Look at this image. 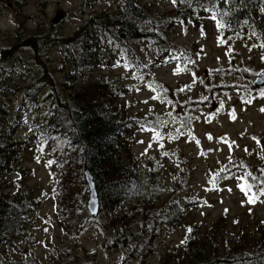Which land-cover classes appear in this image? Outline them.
I'll return each mask as SVG.
<instances>
[{
    "label": "trees",
    "instance_id": "obj_1",
    "mask_svg": "<svg viewBox=\"0 0 264 264\" xmlns=\"http://www.w3.org/2000/svg\"><path fill=\"white\" fill-rule=\"evenodd\" d=\"M96 1L106 5L110 2ZM146 1L111 0L117 5L113 11L102 10L90 16L72 38L42 29L39 33L23 34L21 43L24 40L35 42L33 48L16 47L17 37L10 46L13 50L0 51V64L9 62L0 71V264H10L1 250L11 245L14 236L29 225L30 215L41 202L21 184L26 175L21 165L30 142H55L67 153V159L71 155L72 159L59 167L58 182L79 181L85 185L83 171L90 172L100 212L106 216L99 227L108 235L107 247L125 251L124 259L136 264H152L150 259L158 240L203 203L193 197L173 196L176 189L184 188L186 173L182 164L179 163L181 176L174 178L173 186L168 187L171 193L163 199V189L167 186L160 181L156 159L149 154L140 157L130 154L134 131H161L174 123L173 119L169 115L137 117L128 114L115 100L122 94L120 85L92 79L96 70L122 69L132 79L148 82L157 96L162 97L166 90L154 77L152 69L175 61L192 63L193 51L176 44L167 34L172 19L153 11ZM171 1L183 21L194 23L198 15L208 13V19L216 26L223 23V28L217 27L226 39L264 29V0ZM50 47L58 48L62 59L58 67L61 85L58 88L50 85L45 92L36 93L37 80L42 81L43 77L32 74L33 64L35 60L44 62ZM45 48L47 50H43ZM25 53L31 55L25 56ZM36 69V75L42 73ZM246 73L247 68L236 66L214 72L212 88L207 90L209 97L215 98L227 87L217 85L215 80L243 77ZM25 76L30 85L23 88L22 93L31 104L21 111L22 103L12 108L8 101ZM254 77L248 79L249 89L259 94L253 85ZM207 101L205 97L196 105L192 102L185 106L186 120ZM158 119L166 123L157 126ZM21 125L27 130L25 137L14 136V129ZM11 176L15 180L5 179ZM253 176L255 182L251 177H244L243 183L251 184L250 193L255 195L262 186L258 182L259 173ZM57 194L65 203L73 202L70 188H57ZM65 203L56 207L58 225L76 236L88 220L77 217L79 207ZM189 229L192 231H188L179 247L172 249L164 259L159 257L157 264H264V228L244 232L233 239L220 236L216 226L201 230L198 225H191ZM27 260L26 264H42L35 257ZM64 260L69 264H94L87 257L83 259L68 250L64 252Z\"/></svg>",
    "mask_w": 264,
    "mask_h": 264
},
{
    "label": "rangeland",
    "instance_id": "obj_2",
    "mask_svg": "<svg viewBox=\"0 0 264 264\" xmlns=\"http://www.w3.org/2000/svg\"><path fill=\"white\" fill-rule=\"evenodd\" d=\"M148 4L164 18L172 19L167 34L176 44L193 51L192 63L175 61L152 69L154 77L166 90L162 98L148 82L134 80L122 69L96 70L92 79L120 85L122 94L115 100L128 114L149 117L171 113L170 117L175 118L174 123L161 131H134L130 146L133 156L149 154L156 159L160 181L166 182L167 186L163 189V199L171 193L168 187L173 186L174 178L181 176L182 164L186 173L184 188L176 189L173 196L203 201L173 231L158 240L150 259L152 264H157L159 257L164 259L167 253L179 247L191 225H198L201 230L216 226L217 233L229 239L264 228V196L250 193L243 183L245 173L251 172L252 176L259 173L258 182L262 186L259 191H264V112L261 111L264 98L249 89L248 81L249 77L255 75V79L264 72V29H261L262 33H241L226 39L211 18L208 19V13L198 15L192 23L179 17L171 0H151ZM104 9L113 11L115 7H107L96 0H86L84 6L82 0H0V51L13 50L10 46L17 37L16 47L33 48L35 42L24 40L21 43L23 34L39 33L41 29L49 31L48 24H52L59 11L67 14V19L62 21L60 18L54 25L56 31L63 37H73L80 31L85 12L87 20ZM45 57L44 62H30L34 65L32 74L43 77L42 81L37 80L36 93L45 92L50 85L55 88L61 85L59 49L50 47ZM8 64V61L0 64V71ZM35 66L42 73L36 75ZM235 66L247 68L248 73L243 77L215 80L217 85L227 87L225 94L217 91V96L210 98L207 90L212 88L213 73ZM21 81L20 88L15 89L8 102L12 108L22 103L23 111L31 104L22 93L30 82L26 76ZM205 97L208 98L206 105L194 112L188 126L182 127L186 120L185 106L192 102L196 105ZM249 99L251 103L245 102ZM26 132L25 126L21 125L13 134L25 137ZM67 157L55 142H30L21 165L26 169L21 184L41 202L37 211L30 215L29 225L14 236L11 245H5L1 250L3 257L10 264H26L27 258L33 260V257L42 264H69L64 260V252L68 250L83 259L87 257L94 264H136V261L124 259L125 251L107 247L108 235L99 227L106 221V216L101 212L95 218L89 216L86 185L79 181L70 184L57 181L60 165L72 159L71 155L69 159ZM221 176L226 178L220 179ZM5 179L15 180V177ZM57 188H70L73 202L60 200ZM250 197L253 203H249ZM63 203L79 207L77 217L88 220L76 236L58 225L56 207Z\"/></svg>",
    "mask_w": 264,
    "mask_h": 264
},
{
    "label": "water",
    "instance_id": "obj_3",
    "mask_svg": "<svg viewBox=\"0 0 264 264\" xmlns=\"http://www.w3.org/2000/svg\"><path fill=\"white\" fill-rule=\"evenodd\" d=\"M2 58V55L0 53V60ZM253 84L255 86V90L259 92L260 89H264V73H260L253 81ZM85 183L87 185L88 190V200L86 203V210L91 218L97 217L100 211V205L95 189V185L93 182V178L90 174V172L85 169L83 171ZM92 201L95 203L93 204Z\"/></svg>",
    "mask_w": 264,
    "mask_h": 264
},
{
    "label": "snow or ice",
    "instance_id": "obj_4",
    "mask_svg": "<svg viewBox=\"0 0 264 264\" xmlns=\"http://www.w3.org/2000/svg\"><path fill=\"white\" fill-rule=\"evenodd\" d=\"M224 15H227V13H224ZM217 26L220 27V28L224 27L223 23H220ZM188 62L191 63V61H188ZM259 96L261 98H264V89H260L259 90ZM153 99H156V97H153ZM245 102L251 103L252 101L249 99V100H247ZM220 107L223 108V105L221 104ZM261 111L264 112V108H262ZM169 116H171V113H169ZM172 122H175V118H173ZM165 123H166L165 121H161L159 119L156 121V125L157 126H163ZM189 123H190V120H185L184 124L182 125V127L188 126ZM177 135H179V133H177ZM165 155H167V153H165ZM49 163H51V161H49ZM241 167H243V165H241ZM221 171H226V169H222ZM245 177H251L253 182H255V180H256V177L252 176L251 172L245 173ZM225 178L226 177H223V176L220 177V179H225ZM248 187H249V191H251L252 185L250 184ZM241 190L243 191V185L241 186ZM258 194L260 196H264V191H258ZM253 202H254V200L250 197L249 198V203H253ZM92 203L94 204L95 202L92 201ZM188 231L191 232L192 230L188 229Z\"/></svg>",
    "mask_w": 264,
    "mask_h": 264
},
{
    "label": "flooded vegetation",
    "instance_id": "obj_5",
    "mask_svg": "<svg viewBox=\"0 0 264 264\" xmlns=\"http://www.w3.org/2000/svg\"><path fill=\"white\" fill-rule=\"evenodd\" d=\"M151 0H147L146 1V4H148L149 2H150ZM82 3H83V6H84V4H86V0H82ZM111 6H117L115 3H113V2H111V0H110V2H108V5H107V7H111ZM105 10V9H104ZM84 9H82V13L84 14ZM101 12V11H100ZM65 13H66V11H65ZM95 14V13H94ZM94 14H92V15H90V16H93ZM96 15V14H95ZM89 16V17H90ZM83 18H82V24H81V28L86 24V21L89 19V17H88V19L86 20V12H85V15L84 16H82ZM60 18H62V21H65L66 19H67V14L66 15H64V13L63 12H61V11H59V15H57V16H55L53 19H52V21H51V23L52 24H48V30L49 31H52V32H56V27L54 26L59 20H60ZM80 28V29H81ZM42 30V29H41ZM44 30V29H43ZM59 32V31H58ZM74 37V36H73ZM65 38H72V37H65Z\"/></svg>",
    "mask_w": 264,
    "mask_h": 264
}]
</instances>
